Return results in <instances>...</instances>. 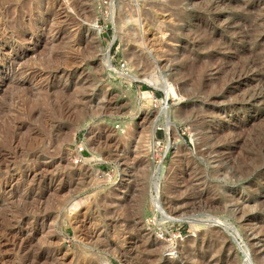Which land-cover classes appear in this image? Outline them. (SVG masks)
Returning a JSON list of instances; mask_svg holds the SVG:
<instances>
[{"label":"rangeland","instance_id":"rangeland-1","mask_svg":"<svg viewBox=\"0 0 264 264\" xmlns=\"http://www.w3.org/2000/svg\"><path fill=\"white\" fill-rule=\"evenodd\" d=\"M263 3L0 0V264H264Z\"/></svg>","mask_w":264,"mask_h":264},{"label":"bare ground","instance_id":"bare-ground-1","mask_svg":"<svg viewBox=\"0 0 264 264\" xmlns=\"http://www.w3.org/2000/svg\"><path fill=\"white\" fill-rule=\"evenodd\" d=\"M213 1V0H212ZM215 1V0H214ZM156 2V1H155ZM249 2V1H248ZM209 3H213V2H209ZM160 4V3H159ZM78 5V4H77ZM156 5V4H155ZM160 5H162V4H160ZM159 5V6H160ZM158 6V5H157ZM159 6H158V9H159ZM210 6V5H209ZM244 7H242L243 9L242 10H244V12L246 11L247 13H249V12H251L252 10L251 9H253L252 7H253V4L252 3H247L246 5H243ZM154 7H156V6H154ZM154 7H153V9H154ZM203 7V6H202ZM256 7V6H255ZM161 8V7H160ZM210 8V7H209ZM208 9V8H207ZM206 9V10H207ZM210 9H212V7L210 8ZM239 11V10H238ZM256 11H257V15H258V19H256V18H254V19H256V20H254V19H252L249 23H246V26L247 27H249V31H248V33H246V34H244L245 36H242V37H240V39H239V44H244V43H246V42H252L253 44H257L258 43V41L259 40H254V37H263V32H262V27H264V3H263V8H256ZM243 12V13H244ZM256 13V12H255ZM239 14V13H238ZM214 15V14H213ZM216 15V14H215ZM212 16V15H211ZM210 16V17H211ZM256 16V15H255ZM216 19V18H215ZM212 20V19H211ZM214 21V20H213ZM216 21V20H215ZM215 25V24H214ZM214 27V26H213ZM238 29V28H237ZM197 30V29H196ZM243 32V31H242ZM18 33H19V31H18ZM215 41H220L219 43H222L223 45L224 44H227V42H225V41H222V40H220V39H215ZM230 45V44H229ZM256 48L257 47H255V49H254V52H250V53H248V57L249 58H256V56L258 57V55H262V54H264V53H261V51L259 52V50H256ZM252 51H253V49H252ZM263 52V51H262ZM250 60V59H249ZM248 61V60H247ZM251 61H253V60H251ZM195 64V63H194ZM104 66L105 67H107V68H109V69H111V67H110V63H109V59H108V57L107 56H105V59H104ZM206 68V67H205ZM209 69V68H208ZM207 69V70H208ZM210 70V69H209ZM128 75V74H127ZM126 75V76H127ZM133 75H135V74H133ZM148 75V74H147ZM129 76V75H128ZM132 76V75H131ZM74 94V93H73ZM143 94V93H142ZM141 94V95H142ZM171 94H174V91L172 90V89H169V91H166V96H167V98L169 97V96H171ZM70 95V94H69ZM47 96V95H46ZM80 96H81V94H80ZM79 96V97H80ZM80 99V98H79ZM81 100V99H80ZM149 101V100H148ZM29 102V101H28ZM84 105V104H83ZM75 107V106H74ZM70 112V111H69ZM86 114H85V116H87V118H85L86 120V123H87V119H89V116L91 115V114H95V113H97V112H95V111H89V113L87 114V112H85ZM91 117V116H90ZM158 125L159 124H154L152 127H151V129H150V134H149V139H152V137H153V135H154V130H155V128H158ZM8 129V128H7ZM164 129L166 130V141L168 140L169 142L167 143V145L168 144H171V145H175V146H177V144H178V142L179 141H181V138H178L173 132H175V131H173V129H171L170 128V125L168 124V123H166L165 124V126H164ZM173 141V142H172ZM157 187V186H156ZM156 190H157V188H156ZM172 216V215H171ZM170 215H168V217L167 218H169V219H171L172 217H171ZM194 226H196V224H193V227ZM248 263H249V261H248Z\"/></svg>","mask_w":264,"mask_h":264},{"label":"built area","instance_id":"built-area-1","mask_svg":"<svg viewBox=\"0 0 264 264\" xmlns=\"http://www.w3.org/2000/svg\"><path fill=\"white\" fill-rule=\"evenodd\" d=\"M79 150L82 149L81 147L78 148Z\"/></svg>","mask_w":264,"mask_h":264}]
</instances>
